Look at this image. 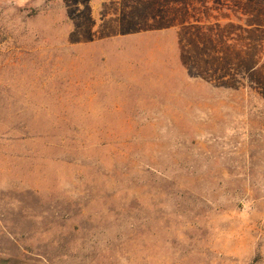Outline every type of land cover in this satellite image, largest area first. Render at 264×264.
<instances>
[{"label":"rangeland","instance_id":"374dc122","mask_svg":"<svg viewBox=\"0 0 264 264\" xmlns=\"http://www.w3.org/2000/svg\"><path fill=\"white\" fill-rule=\"evenodd\" d=\"M0 264H264V0H0Z\"/></svg>","mask_w":264,"mask_h":264}]
</instances>
